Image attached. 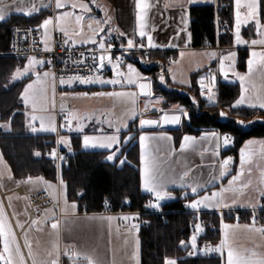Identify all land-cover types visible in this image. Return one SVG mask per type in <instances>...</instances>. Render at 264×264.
Wrapping results in <instances>:
<instances>
[{
	"label": "trees",
	"instance_id": "trees-1",
	"mask_svg": "<svg viewBox=\"0 0 264 264\" xmlns=\"http://www.w3.org/2000/svg\"><path fill=\"white\" fill-rule=\"evenodd\" d=\"M217 4L220 6L217 7ZM215 5H200L189 8V30L192 46L200 47L204 38L214 45L215 26L228 27L218 41L230 42L232 30L231 0H217ZM49 16V11L43 10L32 16L11 15L0 22V153L8 164L11 174L16 180L42 177L50 183L63 181V190L68 201L74 202L78 210L86 213H100L103 203L108 202L112 211L119 209L138 211L146 202V195L140 189L139 150L137 136L140 132L138 120L134 121L121 138L120 155L114 161H107L109 151H84L80 148L79 137L71 138V152L67 161L59 168L53 160L45 157L46 151L55 146V136L49 134H34L28 127V118L21 100L25 83L32 78L27 76L10 83V77L17 68H23L26 60L7 55L10 41V31L17 25L39 27ZM264 20V17H262ZM115 43L124 41L114 36ZM167 52L151 51L147 57L137 53L127 56V63L135 65L151 82V93L162 98L161 107L165 110L179 106L188 113L182 117L178 128L165 130L173 134L177 146L182 136L196 135L203 130L215 129L222 135L233 138V145L225 154L234 153L237 157L242 144L252 138L264 140V111L248 108H232L239 98L241 88L238 83H220L217 88L215 103L210 104L204 99L197 85V76L192 75L191 87L183 89L170 85L166 75L168 63ZM141 63L144 67H141ZM245 69V55L241 57L238 70ZM163 75L164 82L160 80ZM193 98L196 103H193ZM226 110L228 113L226 114ZM225 116L221 117V112ZM249 122L248 126L245 123ZM125 136H130L126 142ZM40 152V156L34 155ZM121 161H124L121 164ZM58 177L60 179H58ZM61 187V186H60ZM171 202L162 204L165 213L148 215L147 226H140V264H163L166 258L175 259L178 264H222L218 256H207L192 251L187 241L192 235L191 223L196 221V214L185 212L182 203L189 198L182 197L181 192L172 193ZM127 200L129 207H123L122 201ZM80 205H84L81 208ZM239 220L250 221L249 212H240ZM204 222V233L201 243L218 244L221 221L234 220L233 215L220 217L217 213H201ZM258 217L264 223V211L258 212ZM210 226L216 231L210 232ZM186 242L182 248L180 241ZM200 242L197 244H200ZM63 264H74L64 259Z\"/></svg>",
	"mask_w": 264,
	"mask_h": 264
},
{
	"label": "crops",
	"instance_id": "crops-1",
	"mask_svg": "<svg viewBox=\"0 0 264 264\" xmlns=\"http://www.w3.org/2000/svg\"><path fill=\"white\" fill-rule=\"evenodd\" d=\"M12 0H4V3L11 4ZM81 2V0H77V3ZM83 3L88 5L89 11L86 13H81L79 7L76 9H72L68 7L67 9H55V0H17V5L20 7V11H16L15 8H10L7 10L5 20L10 17L11 15H20V16H32L37 14L40 11L47 10L49 11V16L52 17L55 14L62 13L64 11H74L76 15H83L84 20L81 22V28L77 30H81L84 36H92L93 33L89 31L88 24L91 22V18H95L98 21H107V23H101L99 25L100 28H103L105 31L99 32L97 30V35L101 37H110V40H114V36L122 39L124 41L123 45L126 47L127 39L126 37H130L134 40L137 44H143L144 47L141 49H147L150 51H160V52H167L172 54V59L168 61L166 65V75L170 85L175 87H180L183 89H188L191 87V77L192 75L200 72V76H197V85L199 87L200 93L201 88L198 81L201 77L205 76L208 73V69L210 67H214L216 69L217 74L215 75V87L213 89L215 93V100L217 96V88L220 83H238L241 88V81L237 79L231 71L228 73V77L225 78L221 75L218 71L219 67V60H210L208 53L216 52L217 56L219 57L221 54L226 55L229 51H236V61H235V71L245 75L246 80L244 83V87L246 89V95H261L264 94V66H262V62L260 58H254L253 69L249 72V68L247 65V61L250 58L249 53L250 51L256 52H264L263 46H254L250 47L249 45H242L236 46L233 43L234 37L233 32H230V42L228 43H218V49L210 48V49H203L200 47H193L192 46V38L190 35L189 24H190V17L188 12V24L185 29V25L182 23L181 17L184 15L183 9L180 7L183 4L184 9L189 10L192 6H200V5H215L217 4V0H199L198 3H194L192 5H188L186 0H146V2L150 5L149 9L147 10V14L145 16V24L146 28L145 31L152 36L153 42L157 45L155 48H148L147 47V36L144 38L139 37L136 34V9H135V0H82ZM32 5H36L38 11L31 12ZM46 5H51L50 7H46ZM234 7V0H231V15L232 20L234 17L233 13ZM24 11L31 12L30 15H25ZM1 22V21H0ZM69 29L76 28L74 22V17L70 20V24H68ZM245 26V25H244ZM97 26L93 24V28ZM38 28V27H37ZM249 28V26H248ZM245 29L242 34L243 37L246 39L250 38H257L254 28H251L250 31ZM112 29L111 33L107 30ZM56 31L55 25L52 26L50 36H52V32ZM232 31V30H231ZM123 32L126 36H120L119 34ZM63 34V33H62ZM242 36V35H241ZM242 37V38H243ZM243 38V39H244ZM219 39V38H218ZM50 43V41H49ZM72 46L71 44H69ZM122 45V44H120ZM73 47H92L91 44H79L77 43ZM98 48V45H96ZM136 48H133L129 51H133ZM245 55V69L244 71L238 70V63L241 60V57ZM27 62V61H26ZM230 62H226L225 67H228ZM128 63H126L127 65ZM31 75V74H30ZM29 75V76H30ZM112 75L108 78H112ZM143 81H150L147 76L144 77ZM21 80V79H20ZM19 81V80H17ZM140 81V82H143ZM16 82V81H14ZM205 85L208 84V81H203ZM58 93L62 95V97L67 98L72 97L70 94L82 93L81 91H92L93 93L96 92L97 89H101L102 91L106 92L111 86L110 85H81L73 83L71 87L64 86L58 87V83L55 84ZM135 90L139 94L138 87L134 86ZM133 88V86H130ZM207 90L205 89V95L202 96L204 99L206 98ZM59 96L57 95V98ZM87 98H93L94 96H86ZM148 98V97H147ZM160 98L157 96L152 95L149 99ZM148 99V100H149ZM22 100V99H21ZM23 102V101H22ZM147 101H145L146 103ZM144 103V104H145ZM161 103H149L148 107L149 110L145 111L144 107L143 110H140L139 113H142V116H138L136 119L139 122L140 118L144 117H158L161 113L164 112H175V107L170 109H163L161 107ZM67 107V106H66ZM238 107H248L247 103ZM25 108V106H24ZM68 108V107H67ZM250 108V107H248ZM261 109V108H255ZM264 110V109H263ZM25 111L27 112L26 108ZM65 112V111H64ZM64 112L55 110V117H56V124L59 119L64 120ZM28 113V112H27ZM185 117V116H182ZM27 120L29 123V117L27 115ZM182 119V118H181ZM249 123L245 124L248 126ZM36 126V125H35ZM37 127V126H36ZM66 128V127H65ZM140 128V127H139ZM30 129V128H29ZM61 128L57 127V132L59 136H63L69 139L70 146H71V138L72 137H79L81 134L77 132H65L61 130ZM158 132H164L168 136L172 137L171 140H158V141H151L147 143V151L151 152L153 157H155L159 170L163 172L166 176L167 175H178L182 174L184 171L189 172L188 179L190 181H202L207 182L205 184V188L200 190V195L202 196L205 191L210 195L212 191H217L221 187H229L228 181L238 172L241 173L240 179L243 177L246 171H248L249 177L252 181L256 182L257 177L262 179V172H263V163H264V140L260 138H252L246 140L239 149L238 156L235 159L233 171L230 173L227 169V174L224 177L219 176V165L223 161L224 158H227L226 151L232 147L233 142L229 144L227 147L221 145L218 150V155H214L215 144L213 141H200L199 137L202 133L206 132H217L219 131L215 129H207L203 130L200 133L193 135L187 134L197 138V142L195 144L189 145L185 150H180V144L182 142V138L179 144L176 146L174 143L173 134L165 131V130H147L143 131V133L148 134H155ZM34 134H49L55 136V147L60 149L61 151L71 152V147L65 145H57V139L59 136L57 133H34ZM137 136V144L139 150V160H140V145H139V135ZM221 134V133H220ZM185 136V135H184ZM80 148L84 151H97V150H89ZM207 148L208 151H204ZM245 148V155L248 157L247 161L243 166H241L240 160V150ZM119 149H121V142L119 144ZM102 151H109L106 149H99ZM1 154V153H0ZM120 155V150L117 153V157ZM2 157V155H1ZM1 164V163H0ZM9 167V166H8ZM3 172V170H1ZM9 173L11 178L9 179ZM139 173H140V165H139ZM246 176V175H245ZM215 177V179H213ZM41 178V177H37ZM37 178H31L32 180H36ZM1 180L7 185L6 191H1L0 194L4 197L5 195L18 193L17 189H21L23 195L20 196L26 198L27 204V196L30 194H34L40 191H48V187L46 184H43L42 188L35 189L29 186L28 183L29 179L20 181L13 178L10 168L9 171H4L3 176H1ZM44 180V179H43ZM45 181V180H44ZM47 182V181H46ZM237 182V181H236ZM241 182V180L239 181ZM235 183L231 186V191H227L223 194V198L226 203H228L229 207H224L222 209L217 208H205L201 207L199 210H193L188 207L193 212L199 213H217L221 218L225 215H233L234 220H226L220 222V240H221V224L231 226L230 229L226 230L229 232V243L234 241L236 238L238 241L246 240L247 237L250 236H259V232L248 231L245 229V226L248 228L255 227V224L251 221L246 220H239L237 215L240 212H250L256 209H259L262 204L260 202L262 195L255 200L253 203H246L243 197L238 194L237 191L234 189ZM1 188V187H0ZM140 189L141 192L145 195L148 193L142 190L141 188V178H140ZM168 190L171 194L175 191L181 192V196H187L189 199L187 200L189 203L192 199L197 198L194 197L190 191V189H182L176 186H169ZM19 194V193H18ZM173 195V194H172ZM173 197V196H172ZM174 198V197H173ZM67 201V204L70 206L74 202ZM59 203L57 208H51L46 210L40 217L34 219L39 221L38 225H31V219L28 216V204L25 210V214L27 215L26 221H21L22 224L25 225L24 229L30 226L34 227L33 235L37 237V235H42L45 241L48 240L49 236L52 234L55 242H54V255L58 252L60 253V262L63 264L64 259L73 262L74 264H87V260L78 259L77 257H71V253H79L82 256H88L91 260L95 261V264H121L119 262V258L117 255V237L118 233L125 234L127 232V221L126 228L121 229L119 227V218L115 214H104V213H86L81 212L76 208L75 212H72L70 209H65L64 203L59 200H56ZM162 203H165L164 200L160 201V207L158 209H154V211H159L162 208ZM95 217V219H90ZM100 217H112L113 219H100ZM129 224L131 223L130 220L128 221ZM57 223L58 228L56 230L52 229L51 224ZM257 228V227H255ZM259 228H264V224L261 225ZM52 231V232H51ZM131 233V232H130ZM19 234V232H16ZM41 237V238H42ZM220 240L218 244L220 243ZM200 241V240H197ZM216 244V245H218ZM216 245H210L207 243H200L197 244V251L200 249H204L205 246H212L215 247ZM1 247V245H0ZM192 248V247H191ZM69 252V255H65V251ZM207 256H218L222 264H227V250L223 252H201ZM125 264H135L134 263H125Z\"/></svg>",
	"mask_w": 264,
	"mask_h": 264
},
{
	"label": "snow or ice",
	"instance_id": "snow-or-ice-1",
	"mask_svg": "<svg viewBox=\"0 0 264 264\" xmlns=\"http://www.w3.org/2000/svg\"><path fill=\"white\" fill-rule=\"evenodd\" d=\"M22 2V0H21ZM199 0H186V3L190 6L194 3H198ZM51 5H46V7H50ZM220 5L217 4V7ZM71 7L73 10L79 7L81 13H86L89 11L88 5L85 3L79 2L77 0H55V9H61ZM150 5L146 2V0H135V9H136V34L144 38L147 36V47L155 48L157 45L153 42L152 36L145 31V16L147 14V10ZM180 7L184 11V15L181 17L182 23L185 25V29L188 24V10L184 9L183 4ZM10 8H15L16 11H20V7L17 5V0H12L11 4L4 3V0H0V21H4L6 18L7 10ZM38 11L36 5H32L31 12ZM31 12L24 11L25 15H30ZM74 17L76 28L69 29L68 22ZM264 0H234V25L232 26L233 32V43L236 46L249 45L250 47L254 46H264ZM84 20L83 15H76L74 11H64L62 13H58L46 18L39 25V29H43V33L41 35V43L44 45L43 51L48 52L51 51L49 47V41L51 39L50 36V26L55 25L56 31L63 33V36L66 38L63 40L64 45L71 44L75 46L77 43L83 44H91L93 48L89 49V53H91V59L93 60L92 65H87L85 63L86 59L89 58L87 53L81 54V59L76 61L77 66L84 64L85 67L88 68V75L74 74L69 75L67 78L65 75H60L59 84L65 85L67 84L69 87L72 86L73 83L78 82L81 85H112V86H133L138 87L139 92L144 97H151V82H140L145 78L141 76V74L137 71V69L131 64H127V71H123L122 68L125 64L123 59V53L128 52L133 48H143L144 45L137 44L130 37H126L127 44L126 47L122 44L121 47L123 52L120 56L115 57V62H113V57L110 55V50L113 48V44L110 42V37H101L97 35V30L99 32L105 31L103 28H100L99 25L101 23H107V21H98L95 18H91V22L88 24L89 31L93 33L92 36H84L81 28V22ZM93 24L97 27L93 28ZM247 25L250 28H254L257 38H252L249 41H246L241 36V27ZM229 29L226 26L225 31L227 32ZM111 33L112 29L107 30ZM120 36H126L125 33L121 32ZM98 45V48L96 47ZM97 53L98 55V63H97ZM236 51H229L226 55L221 54L219 57L216 52L208 53L210 60H219L218 71L225 78L228 77L229 71L241 81V92L238 99L235 100L234 104L231 105L232 108H237L238 106L244 105L247 103L250 108H261L264 109V94L261 95H246V89L244 87V83L246 80V76L242 75L235 71V61H236ZM250 58L247 61V65L249 68V72L253 69L254 58H260L262 62H264V52H256L250 51ZM226 62H230L228 67L226 68ZM45 63L51 66V60L45 61L44 59H37L33 55L27 56V63L24 65L23 69L17 68L15 73H13L12 79L13 81L27 77L29 74L35 76L36 79L31 83L27 84L24 87L23 92L21 93V99L24 102L25 107L31 106L32 114L29 118L28 127L31 132H47V133H59L57 132V125L55 120V115L52 114L49 110V98H48V85H49V77L51 76V84H52V92L55 94V84H56V74L51 71L38 72L37 68L42 67ZM105 63L111 65L112 68V78H104L102 75V69L105 67ZM264 66V63H262ZM215 75L212 70L209 69V72L200 78L198 83L201 88V95H205V89L207 90V101L212 104L215 103V93L213 91L215 87ZM160 80L163 83L164 77L160 76ZM207 80L208 84L205 85L203 81ZM80 95L87 96L88 93H81ZM93 96H109V97H117L123 98L131 101L132 107L126 110L121 117H119L115 122L111 119H106L109 128L113 129L111 134H107L101 137H94L89 135L83 136V146L85 148L88 147H100L104 149H114L111 154L106 157V160L111 162L117 158V153L119 152V144L121 141V130L128 128L127 121L135 120L138 116H142V113H138L135 107L137 95L135 92L131 91H113V92H94ZM162 102V98L149 99L144 104L145 111L149 110V103L159 104ZM193 103H196L193 98ZM61 111L64 112L63 105L61 106ZM174 111L179 114H168L165 112L163 115L159 117V119H149V118H140L139 119V127L141 129V134L139 135V145L141 149L140 153V178H141V188L145 192L151 194L154 197L155 203L149 202L146 207H150L153 209H158L160 207V201L165 199H171L172 194L168 190L169 186H176L182 189H190L194 198L191 200L187 207H190L193 210H199L201 207L205 208H217L222 209L224 207H229L228 203L225 202L223 198V194L227 191H231V186L240 179L241 173L238 172L237 175L233 176L228 181L227 188L221 187L217 191H212L209 195L207 191L204 194L200 195V190L205 188V184L207 182H202L199 180L190 181L188 179L189 172L184 171L182 174L178 175H165L163 172L159 170L155 157H153L151 152L147 151V143L151 141L158 140H171L172 137L168 136L164 132H158L155 134L143 133V129L145 127H159L161 122L164 124L177 125L180 124L182 116H187L188 113L183 108L176 106ZM25 115H28L26 112ZM220 116H225V113L222 111ZM91 115H80L76 112H64V121L65 123H61L59 128H67L69 132L75 130L77 132H82L84 128L85 120H91ZM39 121V127L35 126V123ZM73 121H75V127H73ZM96 122L101 123L99 117H96ZM130 136H125L124 141L126 142L130 139ZM200 141H213L215 144L214 155H218V150L223 145L227 147L229 144L233 142V138L228 134H220L217 132H206L202 133L199 137ZM197 142V138L185 135L182 138V142L180 144V150H185L189 145L195 144ZM57 145H65L70 146V141L68 138L59 136L57 139ZM114 146H116L114 148ZM204 151H208L207 148ZM34 155L40 156V152H35ZM53 160L59 159L63 160L62 156H58L56 149L54 148L52 152L49 154ZM2 157H0V162H2ZM248 157L245 155V148L240 150V160L241 166L245 164ZM232 158L227 157L224 158L223 161L219 165V176L224 177L227 174L228 165L231 163ZM124 161H121L123 164ZM11 175L9 173V179ZM58 179H60L58 177ZM215 179V177H213ZM28 183H38V184H47L43 178H37L33 181L29 178ZM262 183H264V173H262ZM60 186L63 188V181L60 179ZM247 185H245L246 187ZM48 188H51V184H47ZM260 194L264 196V189L261 190ZM187 198V196H185ZM107 204V202H106ZM65 209H70L72 212H75L77 205L75 203L70 206L67 204V201H64ZM90 219H95L92 217ZM100 219H113L112 217H100ZM120 219L124 221H129L135 219L132 216H122ZM39 221L32 220L31 225H38ZM16 227L24 229L25 225L17 222ZM52 229L56 230L58 228L57 223L51 224ZM137 225L133 224L132 229H136ZM231 226L221 224V240L218 245L215 247L205 246L204 249H200L199 251L204 252H223L227 250V264H264V255H259L255 252H252L250 255L245 256L242 253L238 252L234 248L229 245V232L226 231L230 229ZM245 229L248 231L260 232L264 234V228H248L245 226ZM203 231V228L200 223H195V228L192 236L187 241V244H190L192 247V251L189 252V255H193L197 253V235ZM127 243V241H125ZM136 248L131 255V260L135 262V264H140L139 260V241L135 242ZM0 245H2V250H0V264H24V259L21 255L20 246L16 243L12 228L6 222L5 214L3 210V206H0ZM25 247L29 248V258L32 259V264H61L60 262V253L58 252L50 261H37L31 247L28 243L27 233H25L24 238ZM180 245L182 248H186V242L184 240L180 241ZM65 255H69V252L66 250ZM51 255V253H49ZM77 257L78 259L87 260V264H95V261L91 260L88 256H82L79 253H71V257ZM115 264V262H113ZM163 264H178V261L175 259L166 258Z\"/></svg>",
	"mask_w": 264,
	"mask_h": 264
},
{
	"label": "rangeland",
	"instance_id": "rangeland-1",
	"mask_svg": "<svg viewBox=\"0 0 264 264\" xmlns=\"http://www.w3.org/2000/svg\"><path fill=\"white\" fill-rule=\"evenodd\" d=\"M233 13H234V7H233ZM46 18H49V17H46ZM68 24H70V21L68 22ZM233 25H234V17L232 20V26ZM52 26H50V32H51ZM247 28H248L247 25L241 27L242 37H243L242 32ZM250 29L251 28L249 27L248 30L250 31ZM37 30L42 35L43 29H39V27H38ZM250 39H252V38H250ZM250 39L244 38V40L249 41V42H250ZM110 41H112V39ZM239 63H240V61H239ZM239 63H238V66H239ZM133 66L137 69V71L141 74L142 77L146 76L135 65H133ZM20 69L22 70L23 68H20ZM122 70L126 72L127 71V65H124ZM37 71L42 73L44 71H50V70H48L47 68L42 66V67H38ZM12 76L10 77V83L14 82L12 79ZM21 79H23V78H21ZM35 79H36V77L32 76V78L29 79L25 83L24 87L27 84L31 83ZM51 79L52 78L50 76L49 77V85H48V98H49L48 107H49V110L52 114L55 115V110H58L61 113L62 112L61 106L63 105V109L65 112H76L80 115H85V116L91 115L92 116L91 120H85L84 128H83L82 132H77L75 130L71 131V132H77V133L81 134L80 146L82 148H85L83 146V136L84 135L101 137V136H104L107 134H111L113 132V129L108 127L106 119H111L115 122L119 117L122 116V114L126 110H128L132 107L130 100L123 99V98H117V97L94 96L93 98H87L86 96L80 95L81 93L78 92L77 95H76V93L70 94V95H72V97L68 96L67 98H64V97H62L61 94L58 93V90L56 89V87H55V89H56L55 94H53ZM18 80H20V79H18ZM15 81H17V80H15ZM75 83L79 84L78 82H75ZM64 86H67V84L60 85L59 81H58V87L61 88ZM110 86L111 87L108 90H106V92H113V91L135 92L137 95L135 107H136L138 113L140 110H143L145 101H148V99H149L147 97L140 96L138 94V92L135 90V87H134L135 85H133V88H130V86H127V85H125L124 87H121L119 85H117V86L110 85ZM23 90H24V88H23ZM23 90H22V92H23ZM81 92L86 93L84 90ZM96 92H102V90L99 88L96 90ZM57 95L59 96L58 98H57ZM22 104L24 105V102H22ZM26 110L28 112V117L30 118V115L32 114L31 106L27 107ZM260 110H263V109H260ZM225 112L227 114L228 110H226ZM96 117L100 118L101 123L96 122ZM55 120H56V117H55ZM136 120L137 119L127 121L128 128L121 130V133H120L121 138H122L123 133L127 132L130 128V125ZM247 123H249V122H246L245 124H247ZM35 125L38 128L39 127V121H37L35 123ZM73 127H75V121H73ZM61 130H64L67 133L69 132L67 130V128L60 129V131ZM40 133H47V132H40ZM50 134H53V133H50ZM115 147L116 146H114V148ZM85 149L99 150V149H104V148L88 147ZM106 150H111V152H112L114 149H106ZM0 157H1V154H0ZM0 163H1L0 164V187H1L0 190L4 192V191H6V189L8 187L1 180V176H3L4 171L5 172L9 171V167H8V164L5 162L4 159H2V162H0ZM1 170H3V172H1ZM232 171H233V169L228 170V172H230V173ZM247 173H248V171L245 172V174L243 175V177L241 179H239V180H237V182H235L234 189L237 191V195L240 194L243 197V199L245 200V202L248 204V203L255 202V200L261 196L260 192L262 189H264V183H262V179L259 180L258 177L256 179V182L252 181V179L249 177V175ZM262 173H264V163H263V172ZM240 180H241V182H239ZM33 181H35V179ZM47 184H51V186H52L51 188H48V190L51 193V195L53 196V198L55 199V201L58 198L63 203L65 200H67L63 188L60 187L59 181H57L55 184L50 183V182H47ZM47 184H46V186H47ZM245 185H247V186L245 187ZM29 186H31V188H33V190H35V189L42 188L43 184L30 183ZM0 206H3L6 222L12 228L15 241L20 246V251H21V255L24 259V264H32V259L29 258V248L25 247V245H24L25 233H27L28 243H29L31 250L33 252V255L35 256L37 261H50L55 256L54 255L55 239L52 235L53 233L49 236L48 240L45 241V239L42 237V235H37V237L33 235V230H34L33 226H30L28 228L26 227L23 230L19 227H16L17 222L21 223L22 220L26 221L28 219L27 215L25 214V210L27 207L26 198L20 196V194H18V193L8 194V195H5L4 197L0 194ZM259 223H260V225L264 224L260 221V219H259ZM127 224H128L127 232L125 234L118 233V237H117V240H118L117 244H116L117 255L119 258V262H122L121 264H125L128 262L134 263V261L131 260L130 257L136 248L135 242L137 240L139 241V260H140V250L141 249H140V240L138 237L139 226H137L136 229H132L133 224H131V223L129 224L128 221H127ZM16 232H19V234H16ZM125 241H127V243H125ZM197 242L199 243L200 241H197ZM229 245L245 256L250 255L252 252L257 253L258 256L264 255V234L260 233L259 236H250V237H247V239L243 240V241H238V239L236 238L234 241H231L229 243ZM0 250H2V245L0 247ZM49 253H51V255H49Z\"/></svg>",
	"mask_w": 264,
	"mask_h": 264
},
{
	"label": "built area",
	"instance_id": "built-area-1",
	"mask_svg": "<svg viewBox=\"0 0 264 264\" xmlns=\"http://www.w3.org/2000/svg\"><path fill=\"white\" fill-rule=\"evenodd\" d=\"M215 43L212 45L207 38H204L201 42L200 48L203 49H209V48H215L218 49V38L225 34V27L224 26H219L216 24L215 26ZM66 39L63 34L59 31H53L52 36L50 39L49 47L51 48V51L45 52L43 51L44 45L40 42L41 41V34L38 32L36 28H33L28 25H17L14 26L11 31H10V41H9V48L7 55L11 57H16V58H22L27 61V56L28 55H33L37 59H44L45 61L51 60V66H49L47 63H45L43 66L50 70L51 72H54L56 74V83L59 81L60 75H74V74H81V75H88L89 71L88 68L85 67L84 64H81L77 66L76 61L78 59H81V54L82 53H87L89 58L86 59L85 63L87 65H92L93 60L90 58L91 53H89V49L92 47H73L70 45H64L63 40ZM113 44V48L110 50V55L113 57V62H115V57L120 56L123 52V49L120 44L115 43L114 40L110 41ZM151 51L147 49H141V48H136L133 51H128L123 53V59L125 61V64L127 63V56L131 53H137L144 55L147 57ZM98 55L97 53V63H98ZM168 61L172 59V54L168 53L167 55ZM209 69L212 70L213 74L216 75V69L214 67H210ZM208 69V72H209ZM112 74V68L111 65L105 63V67L102 69V75L104 78L110 77ZM88 93L87 96L92 95V91H87ZM61 123H65L63 119H59L57 121V127ZM31 131V130H30ZM0 133L2 131L0 130ZM56 149L58 156H62L64 159L61 161L59 159L53 160L50 157V153L52 152L53 149ZM45 157L48 159H51L54 161L56 164V167L59 168L60 165L67 161L69 154L66 151H61L57 147H52L45 153ZM227 157H231V163L228 165L229 169H233L234 167V162L236 159V156L234 153H228ZM17 192L21 195H23V192L21 189H17ZM105 201L103 203L102 211L100 213L104 214H115L119 218V227L121 229L126 228V223L124 220L120 219L122 216H132L135 217V219L130 220L131 224H135L137 226H147L148 225V220L147 216L148 215H163L165 211L163 208H161L159 211H154L153 208L146 207L149 202L155 203L156 201L154 200V197L151 194L146 195V202L144 203L143 207L138 210V211H130V210H124V209H119L117 211H112L109 207V204ZM262 206L259 209L250 211V221L255 224V227L259 228L261 227L259 223V217H258V212L264 211V196L261 197L260 200ZM27 204H28V216L31 220H34L38 217H40L46 210L51 209V208H57L59 206V203L55 201L53 196L51 195L50 192L48 191H40L34 194H30L27 196ZM164 204V203H162ZM187 204L189 202L187 200H184L182 203V210L185 212H191L196 214L197 218L196 221L191 223V230L192 234L194 232L195 228V223H200L203 231L200 232L197 235V240H200L205 229H204V222L201 217V213L193 212L191 211L188 207ZM122 206L123 207H129V202L127 200L122 201ZM81 208H84V205H80ZM235 217V216H234ZM237 218H240V214L237 215ZM220 229V228H217ZM216 231V227L210 226V232ZM192 236V235H191ZM190 245V244H189Z\"/></svg>",
	"mask_w": 264,
	"mask_h": 264
},
{
	"label": "water",
	"instance_id": "water-1",
	"mask_svg": "<svg viewBox=\"0 0 264 264\" xmlns=\"http://www.w3.org/2000/svg\"><path fill=\"white\" fill-rule=\"evenodd\" d=\"M141 67H142V68L144 67V65H143L142 63H141ZM143 82H146V81H143ZM139 95H140V96H143V95L140 94V92H139ZM164 113H165V112H164ZM164 113H161L158 117H144V118L157 119V120H158L159 117H160L161 115H163ZM168 114H179V113H176V112H168ZM179 125H180V124H177V125L164 124L163 122H161V124H160L159 127H145V128L143 129V131H147V130H156V129H160V130H173V129L178 128ZM164 201H165V203H167V202H171V201H172V198H171V199H165Z\"/></svg>",
	"mask_w": 264,
	"mask_h": 264
}]
</instances>
